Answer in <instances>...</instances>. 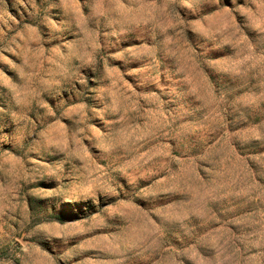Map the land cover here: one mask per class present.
Returning a JSON list of instances; mask_svg holds the SVG:
<instances>
[{
	"label": "rangeland",
	"instance_id": "374dc122",
	"mask_svg": "<svg viewBox=\"0 0 264 264\" xmlns=\"http://www.w3.org/2000/svg\"><path fill=\"white\" fill-rule=\"evenodd\" d=\"M0 264H264V0H0Z\"/></svg>",
	"mask_w": 264,
	"mask_h": 264
}]
</instances>
